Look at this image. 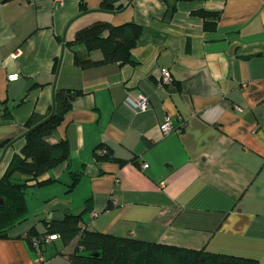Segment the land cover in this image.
<instances>
[{"label":"crops","instance_id":"obj_1","mask_svg":"<svg viewBox=\"0 0 264 264\" xmlns=\"http://www.w3.org/2000/svg\"><path fill=\"white\" fill-rule=\"evenodd\" d=\"M101 2L0 0V178L31 115L48 112L56 89L81 91L48 137L66 140L70 159L27 189L29 214L0 237V264H69L78 238L60 237L37 262L27 237L88 205V230L264 264V0H120L119 11ZM201 9L220 12L215 29ZM97 21L142 26L136 64L75 65L73 50L102 59L66 46ZM164 69L172 86L161 83ZM139 92L151 106L136 113L124 100Z\"/></svg>","mask_w":264,"mask_h":264},{"label":"trees","instance_id":"obj_2","mask_svg":"<svg viewBox=\"0 0 264 264\" xmlns=\"http://www.w3.org/2000/svg\"><path fill=\"white\" fill-rule=\"evenodd\" d=\"M7 1V0H5ZM120 0H102L101 9L119 11L123 5ZM133 0H129L131 3ZM81 9L86 10L83 2ZM196 14L204 19V28L213 30L220 12L201 9ZM142 33L138 23L127 22L112 25L97 21L79 31L74 40L66 42L70 49L83 45L86 53L100 50L101 60H93L79 51H74V63L82 69L119 63L136 64L132 60V50ZM81 91L59 88L54 93L53 104L46 114L34 113L26 123V144L14 154L5 173L0 178V237L8 236V231L24 221L28 214L26 192L30 186H42L51 182L42 176L54 167L70 159V144L66 140L51 143L48 137L62 123L73 107L71 95ZM34 128V129H33ZM105 149L101 146V151ZM106 150V157L110 156ZM80 173L72 174V190L79 182ZM90 200H88V203ZM64 214L61 219H45L46 231L58 233L65 244L78 238L74 253L68 255L69 264H257V260L236 255L195 250L159 242H147L130 237L92 231L82 224L83 214ZM30 232L27 241L36 235ZM31 246V245H30Z\"/></svg>","mask_w":264,"mask_h":264},{"label":"built area","instance_id":"obj_3","mask_svg":"<svg viewBox=\"0 0 264 264\" xmlns=\"http://www.w3.org/2000/svg\"><path fill=\"white\" fill-rule=\"evenodd\" d=\"M57 2L61 3L62 0H57ZM18 78H19L18 74H10L8 76L9 81H16L18 80ZM160 80L162 84H165L167 86H172L174 82V78L171 72L167 69H164L162 71ZM124 104L136 113L146 112L150 109L151 106L150 98L144 92H139L135 96H128L124 100ZM178 119L181 120L180 116ZM181 127L185 128L186 122H182ZM173 129H174V125L172 123V120L169 117H166L164 122L161 124V131L163 133H169ZM141 167L146 168L148 167V164L144 163L141 165ZM59 238L60 235L58 233H49L47 231L38 233L30 238L31 249L35 254L37 262L44 261L45 248L48 245L53 244Z\"/></svg>","mask_w":264,"mask_h":264},{"label":"water","instance_id":"obj_4","mask_svg":"<svg viewBox=\"0 0 264 264\" xmlns=\"http://www.w3.org/2000/svg\"><path fill=\"white\" fill-rule=\"evenodd\" d=\"M71 98L74 99L75 98V95H71ZM0 202L3 203V201H0Z\"/></svg>","mask_w":264,"mask_h":264}]
</instances>
